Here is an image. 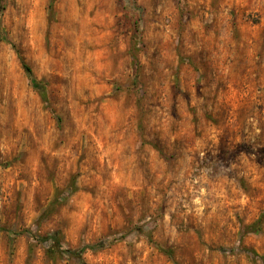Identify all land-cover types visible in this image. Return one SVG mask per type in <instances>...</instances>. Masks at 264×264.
<instances>
[{"label": "rangeland", "instance_id": "obj_1", "mask_svg": "<svg viewBox=\"0 0 264 264\" xmlns=\"http://www.w3.org/2000/svg\"><path fill=\"white\" fill-rule=\"evenodd\" d=\"M70 1L0 0V264H264V0Z\"/></svg>", "mask_w": 264, "mask_h": 264}, {"label": "trees", "instance_id": "obj_2", "mask_svg": "<svg viewBox=\"0 0 264 264\" xmlns=\"http://www.w3.org/2000/svg\"><path fill=\"white\" fill-rule=\"evenodd\" d=\"M21 66L23 68L25 75L31 81L32 87L40 94L41 98L45 100V98H46L45 90H44L42 84L34 78L30 67L24 62V60L22 58H21ZM23 232H27L28 234L31 235V237H33L34 239H36L37 241H40V242L51 241V243H53L56 246V248L59 250V252L70 255L72 257L79 258L82 264H85V262H83L81 260V253L84 251V249L90 248L92 250H97V249L102 248L105 245V241L101 240V241L96 242L94 244H89V245L83 246L79 250H72L70 248H64L63 247L62 241H61L60 231H53L51 233H47L46 235H41V236L36 235V234H32V232L30 230H23V231L10 232V233L16 234V233H23Z\"/></svg>", "mask_w": 264, "mask_h": 264}, {"label": "bare ground", "instance_id": "obj_3", "mask_svg": "<svg viewBox=\"0 0 264 264\" xmlns=\"http://www.w3.org/2000/svg\"><path fill=\"white\" fill-rule=\"evenodd\" d=\"M70 2L72 4V22L76 16H81L84 19L88 13V0H71Z\"/></svg>", "mask_w": 264, "mask_h": 264}]
</instances>
